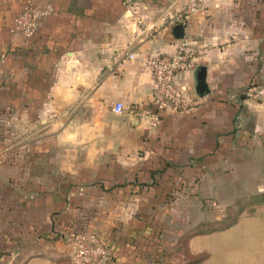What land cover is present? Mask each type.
<instances>
[{
    "label": "crops",
    "instance_id": "crops-1",
    "mask_svg": "<svg viewBox=\"0 0 264 264\" xmlns=\"http://www.w3.org/2000/svg\"><path fill=\"white\" fill-rule=\"evenodd\" d=\"M27 2L0 0V264H70L81 226L115 245L109 264H151L175 226L232 209L191 251L264 264V100L243 97L264 80V0H205L171 25L183 0H34L37 29L12 39ZM182 42L192 64L176 82L198 102L155 128L115 113L152 107L145 60Z\"/></svg>",
    "mask_w": 264,
    "mask_h": 264
},
{
    "label": "built area",
    "instance_id": "built-area-1",
    "mask_svg": "<svg viewBox=\"0 0 264 264\" xmlns=\"http://www.w3.org/2000/svg\"><path fill=\"white\" fill-rule=\"evenodd\" d=\"M34 0H28L23 10L15 17L10 29L11 38L17 35L30 36L38 26V20L42 12L33 8ZM205 0H183L179 10L170 12L166 22L171 24L186 23L192 15L199 10ZM145 29H143L144 32ZM133 52H120L115 60L133 58ZM191 54L187 50L185 42H182L171 54H150L145 64L153 76L152 107H124L121 102H115L112 110L122 113L124 110L141 120L147 122L148 127L155 128L161 121V113L164 111L178 113L188 109L197 103V99L187 96L184 89L176 82L179 72L191 66ZM243 97L246 100H264V80L251 83L243 89ZM71 260L70 264H108L115 250L114 244H106L94 232L85 226L79 227L70 236Z\"/></svg>",
    "mask_w": 264,
    "mask_h": 264
},
{
    "label": "rangeland",
    "instance_id": "rangeland-1",
    "mask_svg": "<svg viewBox=\"0 0 264 264\" xmlns=\"http://www.w3.org/2000/svg\"><path fill=\"white\" fill-rule=\"evenodd\" d=\"M240 210H229L221 220H211L209 223H201L196 226L180 223L175 226V244L169 252L168 260L162 264H200L203 253H193L189 247V239L198 236L203 232L217 233L231 228L232 222L236 219ZM186 215V214H184ZM180 235H176L177 230ZM188 238V239H187Z\"/></svg>",
    "mask_w": 264,
    "mask_h": 264
},
{
    "label": "trees",
    "instance_id": "trees-1",
    "mask_svg": "<svg viewBox=\"0 0 264 264\" xmlns=\"http://www.w3.org/2000/svg\"><path fill=\"white\" fill-rule=\"evenodd\" d=\"M96 233V232H95ZM97 234V233H96ZM98 235V234H97ZM99 237H100V235H98ZM188 239V238H187ZM104 241V243H106V244H111V243H109V242H106V240H103ZM117 252V248L115 247V250H114V252H113V255H112V258H111V260L108 262V264L112 261V260H114L115 259V257H116V253ZM165 251H164V249H163V246L160 248L158 245L156 246V248H154V251L152 252L151 251V253H149V255H151V257H150V261L149 262H151V264H162V263H164V262H166L168 259H166L165 258V253H164ZM164 256V257H163ZM203 258H204V256H202ZM202 258V259H203ZM166 260V261H165Z\"/></svg>",
    "mask_w": 264,
    "mask_h": 264
}]
</instances>
